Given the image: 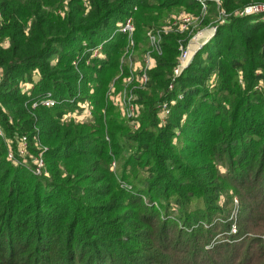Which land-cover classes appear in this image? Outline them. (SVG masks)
I'll list each match as a JSON object with an SVG mask.
<instances>
[{
  "label": "trees",
  "instance_id": "trees-1",
  "mask_svg": "<svg viewBox=\"0 0 264 264\" xmlns=\"http://www.w3.org/2000/svg\"><path fill=\"white\" fill-rule=\"evenodd\" d=\"M251 2L264 0H221L220 6L207 2L203 25L213 23L220 9L227 19L215 21L213 36L196 51L172 90L168 76L178 41L188 37L177 31L163 35L148 85L135 90L140 110L138 126L131 131L107 95L110 84L118 90L120 77L128 74L120 61L126 36H112L117 23L133 18L139 55L147 29L163 25L171 9L198 15L200 4L0 0V125L11 139L0 136V264L251 262L247 248L237 259L233 247L216 257V247L204 248L210 237L202 231L211 229H203L200 218L187 219L191 201L198 204L195 210L215 211L224 187L232 186L242 216L237 235L253 221H264V18L235 14ZM99 43L105 57L87 63L86 48ZM77 56L82 58L75 67ZM34 73L38 79L32 82ZM28 81L32 87L23 92L21 84ZM47 91L61 102L32 108ZM83 100L92 106L90 121L61 119ZM164 100L175 102L161 123L157 106ZM15 135L27 137L31 156L39 150L36 140L46 147L45 173H32L29 156L19 165L7 159L9 147L16 148ZM122 158L118 172L111 164ZM122 182L135 191L121 188ZM176 207L191 232L175 233L174 222L161 212ZM228 226L224 222L220 228L236 236ZM256 264H264V257Z\"/></svg>",
  "mask_w": 264,
  "mask_h": 264
},
{
  "label": "built area",
  "instance_id": "built-area-1",
  "mask_svg": "<svg viewBox=\"0 0 264 264\" xmlns=\"http://www.w3.org/2000/svg\"><path fill=\"white\" fill-rule=\"evenodd\" d=\"M200 6L201 11L198 15H194L188 12H179L178 15L172 16L173 18L169 21L156 28H149L146 30L147 38V49L142 54L141 60L134 63V66L131 67L134 62L135 55V40H134V31L135 25L133 18L131 16L127 17L123 22H119L116 25L113 34L122 33L126 36V45L123 50L122 56L120 58L121 62H128V75L122 77L123 79L120 88L117 90L115 83L112 82L109 86L107 95L109 99L116 105L121 114L128 119V123L133 129H136L138 126L137 117L139 115L140 104L137 103V96L135 93L136 89H144L149 83L148 71L154 67L155 58L154 53H161V43L162 37L164 34L170 31H177L179 33H186L188 39H179L178 41V55L176 57V63L172 68V72L169 74L168 90H172L175 85V79L181 75V73L187 68L190 64L193 55L198 49H200L214 34L216 26H213L208 34L201 35L200 33V23L197 19H200L198 16H205L207 13V2L213 1L219 4L220 0H196ZM223 10V9H220ZM221 14L223 12H220ZM235 14L239 16L245 15H264V2H253L243 6L242 8L235 11ZM221 19V23H222ZM213 24V23H212ZM199 25V26H198ZM111 36V37H112ZM110 37V38H111ZM83 45H86L83 43ZM103 43H99L95 46L87 47L86 51L90 53V58H104L105 54L102 51ZM137 55V54H136ZM141 56V55H140ZM82 57L77 56L73 60L72 64L77 67L78 63ZM136 65L138 70L136 69ZM137 70V71H136ZM32 87V83L28 82L21 84V89L23 92H28ZM178 98H181V95H178ZM69 102H72V99H68ZM65 101V100H64ZM61 101L55 98L50 91L45 92L37 100L33 101L31 106L35 108L37 106L42 107H53L58 105ZM175 100H164L158 104L159 108V118L161 123H164L167 117L170 114L171 106L174 104ZM92 106L89 101L83 100L78 101L77 106L72 110H67L62 114L61 119L65 121L73 120L75 122H87L92 119ZM77 116L75 117V115ZM0 136L9 142L11 139L6 138L2 126L0 125ZM13 139L16 140V148L9 147L7 151V159L11 161L14 165H19L27 161V156L31 158L33 167L31 168L32 173L35 175H41L44 171L45 164L43 160V152L46 150L45 146H42L38 140L35 142V147L39 150L36 156H31L28 148V140L25 135H15ZM114 166L115 163L113 162ZM111 165V166H112ZM113 168V167H112ZM234 230V228H233ZM235 231V230H234Z\"/></svg>",
  "mask_w": 264,
  "mask_h": 264
},
{
  "label": "rangeland",
  "instance_id": "rangeland-1",
  "mask_svg": "<svg viewBox=\"0 0 264 264\" xmlns=\"http://www.w3.org/2000/svg\"><path fill=\"white\" fill-rule=\"evenodd\" d=\"M196 1V0H195ZM221 0L218 4V6H220ZM253 3V2H251ZM250 4V3H248ZM176 13H174V12ZM179 12H187L185 11L183 8L180 9H171L169 13L166 14V19L164 21V23L166 24L167 21L171 20L174 16L178 15ZM220 12H223L222 14ZM174 13V14H173ZM189 13V12H188ZM194 14V13H192ZM173 15V17L171 16ZM196 15V14H194ZM217 15V14H216ZM227 15L226 12L224 10H219L218 11V15L217 16H213L212 22H210L208 25H203L202 24V19L204 18L203 16H198L200 19H197V21L200 23L199 29H200V34L201 35H206L208 34L209 30L215 26V21L216 22H220L221 23V19L222 21H224L225 19H227ZM264 18V15H263ZM184 34V33H183ZM146 45L147 42L145 41L144 44H141L138 52L139 55H134V62L132 63L131 67L134 66V63L138 62L141 60L142 54L145 52L146 50ZM141 55V56H140ZM127 67L129 68V64L128 62H121V67ZM136 69L138 70V67L136 65ZM136 70V71H137ZM128 75V74H127ZM126 76V75H124ZM120 74H118V76L116 77H120V79H123ZM38 79V75L37 73H34V75L32 76V82H35ZM122 82V80H121ZM28 83L30 84L31 82L28 81ZM92 113H93V109H91ZM77 116V114L75 115V117ZM88 121V120H87ZM131 131H133V128H131ZM127 152V151H126ZM128 153V152H127ZM126 155V154H125ZM123 158L118 162L117 160L114 161L115 165L112 167L114 170H119L121 169V165ZM113 163V162H112ZM129 170L131 169L128 168ZM135 171H137V169H135ZM220 171L223 173L225 171V168L223 166L220 165ZM121 188L122 187H127L126 189H130V185L122 182L121 184ZM137 189V187H134ZM128 189V190H129ZM138 190V189H137ZM130 191L134 192L135 190L132 188L130 189ZM146 191H143L142 194H144ZM222 197L220 198V206L219 208H217L215 211L211 210L210 212L208 210H205L204 208L200 207L198 210L194 209V206H197L198 204H196V201H191L190 202V207L188 209L187 212V219L189 220V217L192 219L194 218H200L199 221H201V224L203 226V229H211L208 231H202L203 233H207L209 235V242L206 244V246L204 248H217V255H215L216 257H219L223 254H225L227 252V249H232L236 251L234 252V258H236L240 251L242 253V251L247 248L249 249L250 253H253L252 256V260L249 264H256L259 260H261L264 257V249L261 252L259 250V247L261 246L262 243H264V221L261 222H256L253 221L252 224L247 227L246 229H243V231L240 229V233L239 235H237L238 232V228L240 227L241 224V217L239 214V208H240V203L238 201L237 196L235 195V191L234 188L231 186L229 189H227V187H224V190L222 192V194H220ZM226 197H228V203L225 204L226 202ZM144 200V199H143ZM145 201V200H144ZM227 206V210L221 209L222 207H226ZM177 208V207H176ZM228 211V212H227ZM162 214H165V217L167 218L166 220H169L170 223L174 224V232L176 233L178 229H180L181 232H191V227H187V222L184 218L185 215H181L180 214V208H177L176 211L174 210V208H172V210L168 211H161ZM227 213V214H226ZM202 214H207V216H209V220L210 223H208V219H204V217H201ZM178 215H180L181 217H177ZM224 222H229V231L230 233H232L233 236L225 233L224 231H222V229L220 228ZM213 223L216 225V227H210V224ZM255 223V224H254ZM171 225V224H170ZM172 226H170L171 228ZM187 227V228H186ZM234 228V230H233ZM169 231V227L167 228V233L166 236L168 237V239H170V231ZM206 238V237H205ZM244 238V239H243ZM247 239H251V242H246ZM243 240V242L241 241ZM261 240V242L258 243V241ZM247 244V245H246ZM212 246V247H211ZM240 256V255H239ZM238 256V258H239ZM237 259V258H236Z\"/></svg>",
  "mask_w": 264,
  "mask_h": 264
},
{
  "label": "crops",
  "instance_id": "crops-1",
  "mask_svg": "<svg viewBox=\"0 0 264 264\" xmlns=\"http://www.w3.org/2000/svg\"><path fill=\"white\" fill-rule=\"evenodd\" d=\"M173 12H174V11H173ZM174 13H176V12H174ZM174 13H173V14H174ZM171 16H173V15H171ZM30 84H31V83H30Z\"/></svg>",
  "mask_w": 264,
  "mask_h": 264
}]
</instances>
